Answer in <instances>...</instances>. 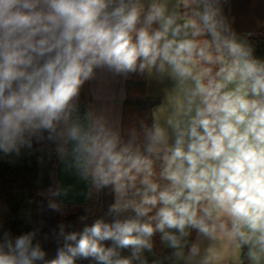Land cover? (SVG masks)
Listing matches in <instances>:
<instances>
[{
	"label": "clouds",
	"instance_id": "9594fccd",
	"mask_svg": "<svg viewBox=\"0 0 264 264\" xmlns=\"http://www.w3.org/2000/svg\"><path fill=\"white\" fill-rule=\"evenodd\" d=\"M169 2L0 0V149L18 151L26 136L48 130L49 139L71 142L72 166L83 179L115 193L112 222L98 219L66 235L55 258L45 260L33 246L35 233L14 244L5 233L0 264H147L143 252L152 251L156 232L177 261L209 264L186 239L193 229L198 238L247 246L250 264H264V61L238 41L221 0H177L171 9ZM181 3L195 5L191 16L179 15ZM101 67L168 75L183 86L187 119H167L171 143L158 118L144 127L141 143L135 131L124 142L91 112L87 123L73 117L81 87ZM154 160L162 161L158 174ZM128 210L134 215L121 218Z\"/></svg>",
	"mask_w": 264,
	"mask_h": 264
},
{
	"label": "crops",
	"instance_id": "0c3cea01",
	"mask_svg": "<svg viewBox=\"0 0 264 264\" xmlns=\"http://www.w3.org/2000/svg\"><path fill=\"white\" fill-rule=\"evenodd\" d=\"M177 3V0H170L169 8ZM184 5L180 4L177 9L179 15L182 16ZM221 13L226 18V22L230 25L231 30L235 33L238 41L255 42L260 35L264 33V0H221ZM179 22H183L181 19ZM242 38H248L249 41H242ZM146 74V95L158 101V104L153 108L154 121L158 118L161 126L167 128L170 135V143L174 140L171 136L172 129L166 124L170 116H174L179 120H186L187 117L182 114L184 106V90L183 86H177V82L170 76L165 75L159 77L155 72ZM127 85V76L124 73H116L107 67L94 69L92 79L86 81L81 87V92L87 102V111L93 114L94 118L102 117L106 124L114 131L121 135L124 142L123 120H124V104L130 98V91ZM80 97L78 96L77 99ZM78 101V100H77ZM76 101V102H77ZM75 103V102H74ZM76 104V103H75ZM79 112V109H76ZM85 112V114H86ZM180 112L179 116L175 114ZM85 114L80 118L81 122L87 123L84 120ZM78 114H75L77 116ZM49 131L41 130L30 135L33 140L41 143L37 148V154L40 158L38 171V229L40 233L41 250L45 252V260L55 258L57 251L63 247L64 242L57 230V222L60 212L56 215L55 209L49 207L50 202H55L62 207L74 206L62 203L59 196L48 198L43 196L44 191L54 190L57 187H62L60 177V167L65 159L70 142L65 144L64 140L55 134L52 139H49ZM63 147L65 153L62 156L59 149ZM89 180L88 195L85 204V210L91 215L90 219L81 220L77 223L78 232H82L85 227H90L98 219H103L105 222H112L115 214H109V209L115 203V193L111 186L97 190ZM51 193V191H50ZM138 199V198H137ZM47 208L46 215L42 207ZM129 215H134L131 210L121 213V218ZM58 218V220H57ZM175 232V230H171ZM190 235L186 238L188 242L191 239ZM162 235V234H161ZM105 246L111 247L112 241H104ZM153 249L151 252L144 250L143 256L147 260V264H162L160 255L157 253L152 237ZM161 246L164 250L175 251L168 247L161 239ZM192 243H198L201 248V256L208 255L210 257L209 264H243V253H247V246L239 247L236 242H230L226 237H220L216 240H209L196 235ZM187 254L188 248L184 249ZM121 256L129 257L130 249L120 250ZM200 257H197L199 260ZM247 264L250 262L247 259ZM85 264H98L92 258L84 259ZM42 262V261H41ZM43 264V262L41 263ZM132 264H140V261L134 260ZM171 264H185L183 260L177 261L174 257Z\"/></svg>",
	"mask_w": 264,
	"mask_h": 264
},
{
	"label": "trees",
	"instance_id": "16d2710c",
	"mask_svg": "<svg viewBox=\"0 0 264 264\" xmlns=\"http://www.w3.org/2000/svg\"><path fill=\"white\" fill-rule=\"evenodd\" d=\"M150 0H140L142 5ZM194 7L182 9L184 18L192 15ZM205 38L211 39L210 36ZM260 48H264V38ZM242 41H249L248 38H242ZM256 40V39H255ZM249 44V43H248ZM127 85L130 96L124 104L123 131L124 138L130 140L135 131L138 142H143V129L145 126L151 127L154 123L153 108L158 104L157 100L151 99L146 95V74L127 73ZM25 143H18L17 149L5 153L0 149V239L4 234L12 243L21 235L35 233L33 236V246L37 243L41 245L40 233L38 229L39 205H38V171L40 158L37 154V148L42 145L31 137L26 136ZM162 161L154 160V169L157 174L161 171ZM161 183H164L161 181ZM91 215L85 210L84 206H66L60 212L57 230L64 237L72 232H78L77 223L81 220L90 219ZM63 228V234L61 233ZM79 233V232H78ZM196 235V230H192L189 245L192 244ZM154 246L160 255L162 264H171L174 256L173 251L164 250L161 246V233L156 232L153 235ZM8 249L5 248V251ZM37 261L36 264H41ZM75 264H85L83 258H77ZM243 264H247L246 255L243 253Z\"/></svg>",
	"mask_w": 264,
	"mask_h": 264
},
{
	"label": "water",
	"instance_id": "95a60500",
	"mask_svg": "<svg viewBox=\"0 0 264 264\" xmlns=\"http://www.w3.org/2000/svg\"><path fill=\"white\" fill-rule=\"evenodd\" d=\"M72 165L73 159L71 155L70 142L67 155L60 167V177L62 181L61 188H66L69 191L67 195L61 193V195H59V199L62 203L74 206H82L86 202L90 184L89 180L83 179Z\"/></svg>",
	"mask_w": 264,
	"mask_h": 264
},
{
	"label": "rangeland",
	"instance_id": "374dc122",
	"mask_svg": "<svg viewBox=\"0 0 264 264\" xmlns=\"http://www.w3.org/2000/svg\"><path fill=\"white\" fill-rule=\"evenodd\" d=\"M190 7H195V5H189V7H187V8H190ZM259 37H263L264 38V33L262 34V35H260ZM262 41L263 40H259V39H256V41L255 42H253V41H249V44L253 47V49H254V56L256 57V58H258V59H260V60H262V61H264V48L262 49V48H258L259 46H260V44L262 43ZM79 99H77L76 98V100L74 101L75 103H76V109H79V112H74L73 113V117H74V115L75 114H78V116L80 117V118H82L83 116H84V114H85V112L87 111V106H88V104H87V102L85 101V97L83 96V94H82V92H81V90H80V93H79ZM130 99H133V100H135L133 97H131L130 96ZM78 100V101H77ZM77 101V102H76ZM86 113H88V112H86ZM82 120V119H81ZM80 120V121H81ZM43 196H46V197H48V198H51L52 197V194L50 193V191L49 190H47V191H44V193H43ZM60 207H59V209L57 210V209H55V212H56V215L59 213V211L60 210H62L63 209V207L61 206V205H59ZM42 209H43V212H44V214L46 215V213H47V208L45 207V206H43L42 207ZM57 220H58V218H57ZM57 224H58V222H57ZM57 224H56V226H57ZM61 238H62V236H61Z\"/></svg>",
	"mask_w": 264,
	"mask_h": 264
}]
</instances>
